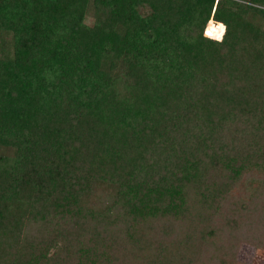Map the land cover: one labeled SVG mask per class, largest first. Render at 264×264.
Masks as SVG:
<instances>
[{"label":"trees","instance_id":"1","mask_svg":"<svg viewBox=\"0 0 264 264\" xmlns=\"http://www.w3.org/2000/svg\"><path fill=\"white\" fill-rule=\"evenodd\" d=\"M243 242L264 250V0H0V264Z\"/></svg>","mask_w":264,"mask_h":264},{"label":"rangeland","instance_id":"2","mask_svg":"<svg viewBox=\"0 0 264 264\" xmlns=\"http://www.w3.org/2000/svg\"><path fill=\"white\" fill-rule=\"evenodd\" d=\"M236 255V261L239 264H264V250H258L255 246L246 242L240 245Z\"/></svg>","mask_w":264,"mask_h":264}]
</instances>
